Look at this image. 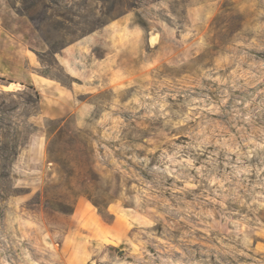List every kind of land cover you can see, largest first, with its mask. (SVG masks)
I'll use <instances>...</instances> for the list:
<instances>
[{"label":"rangeland","instance_id":"1","mask_svg":"<svg viewBox=\"0 0 264 264\" xmlns=\"http://www.w3.org/2000/svg\"><path fill=\"white\" fill-rule=\"evenodd\" d=\"M0 25L76 106L0 80V264H264V0H0Z\"/></svg>","mask_w":264,"mask_h":264},{"label":"crops","instance_id":"2","mask_svg":"<svg viewBox=\"0 0 264 264\" xmlns=\"http://www.w3.org/2000/svg\"><path fill=\"white\" fill-rule=\"evenodd\" d=\"M28 49L7 34L0 25V80L13 85H29L42 97V118H61L74 109L72 93L52 79L36 74ZM52 97V102L45 98Z\"/></svg>","mask_w":264,"mask_h":264},{"label":"trees","instance_id":"3","mask_svg":"<svg viewBox=\"0 0 264 264\" xmlns=\"http://www.w3.org/2000/svg\"><path fill=\"white\" fill-rule=\"evenodd\" d=\"M57 52L58 51L55 49L53 50L54 54ZM69 120L70 118H64L55 121L53 123L54 125H48L46 132L47 136L48 138H51L57 132L55 134L54 140L64 139L66 136H68L74 144L77 145L80 143L82 145L81 150L77 148L78 150L76 151L75 165L78 169L82 168L87 170L86 172L90 177L87 179L83 178L81 181L83 187L75 194L77 196L82 195L86 197L98 209L100 214L105 216L106 213L108 214L110 204L118 197L116 194H113L112 184L108 181L101 182L100 177H94V173L89 167L90 164H95L93 163L92 159L95 153L93 147L90 146L88 132L82 129L72 130L69 126H66V123ZM49 155L53 162L61 167V159H59V157L55 154V151L49 149ZM75 176H77L76 170L73 171L71 178H74ZM48 200V202H50V206L56 211L62 212L64 214H72L75 211V207L68 205L64 200L55 198Z\"/></svg>","mask_w":264,"mask_h":264}]
</instances>
